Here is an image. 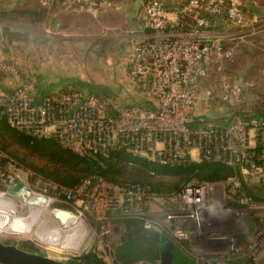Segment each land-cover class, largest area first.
Returning a JSON list of instances; mask_svg holds the SVG:
<instances>
[{
    "label": "built area",
    "instance_id": "2783aa9c",
    "mask_svg": "<svg viewBox=\"0 0 264 264\" xmlns=\"http://www.w3.org/2000/svg\"><path fill=\"white\" fill-rule=\"evenodd\" d=\"M41 4H59L68 14L86 13L95 19L118 9L114 0H41ZM141 22L149 36L131 44L128 71L132 83L143 90L147 104L122 107L111 96L78 89L42 94L36 79L31 78L13 92L0 94L9 125L36 138L55 140L84 157H107L114 150H124L165 166L186 161L221 162L239 168L244 179L264 183L262 119L245 114L231 122L216 123L201 122L203 116L197 117L200 89L210 64L232 60L234 50L226 43H239L263 32L262 20L245 11L244 0H185L174 9L150 0L143 7ZM10 71L19 80L17 70ZM215 94L210 98L226 107V116L231 117L230 109L243 101L245 89L224 77ZM208 101L207 109L211 106ZM16 178L12 172L11 182ZM43 187L48 194L43 197L67 206L55 210L79 220L86 215L108 221L139 219L147 230L166 233L180 245L188 243L191 256L199 242L209 246L207 241L212 240L215 252L211 255L217 260L205 264L247 257L238 253L234 228L225 234L217 232L224 229L216 220L218 216L207 224L212 234L201 237L206 211L222 207L224 215L248 213L257 233L256 222L264 224V203L238 196L242 183L236 176L216 183L193 180L170 197L116 186L102 177L88 179L76 189L47 181ZM234 202L239 208L231 206ZM158 208L164 213L161 218H156ZM112 252L111 260L116 262ZM223 253L227 254L224 260Z\"/></svg>",
    "mask_w": 264,
    "mask_h": 264
},
{
    "label": "rangeland",
    "instance_id": "374dc122",
    "mask_svg": "<svg viewBox=\"0 0 264 264\" xmlns=\"http://www.w3.org/2000/svg\"><path fill=\"white\" fill-rule=\"evenodd\" d=\"M159 1L166 5L162 0ZM251 1H257L259 4H262L263 0H244L245 9L247 11L252 9V16L262 20V9L260 7L252 8ZM263 39V34L261 32L258 35L249 37L248 41L245 40L239 43L228 41L226 43L228 48L234 50L233 59L222 60L210 64L208 76L203 80L200 89L197 117L200 118V116H203V119H201L203 121L207 119L216 123L229 122L226 116L228 113L226 107L219 104L216 99L210 98L216 95L215 91L218 88L219 82L224 77L244 85L245 100L239 110L242 113L246 112L245 114L251 115L250 112H253L258 101L263 100L264 96ZM248 47L253 48L254 51L248 52ZM114 48L115 46L107 44L99 49V52H15V50L12 49V52H4L5 50H2V46L0 48V71H4L6 76L0 81L8 91L13 92L22 83L31 78H35L37 87L41 90L39 84L40 78L45 76L50 78L51 76L53 77L55 73L59 72V74L70 77L71 80L75 81L76 85L71 89H78L87 93H90L87 90L92 89L94 91L93 93L111 96L122 107L147 104V98L143 94V90L136 87L130 79L127 69L129 52L126 49H122L121 52H112ZM251 55H253L254 58H251ZM11 68L17 70L20 75L19 80L14 78L10 71ZM253 77L257 79L256 82H248V79L253 80ZM81 83L86 85L82 86ZM67 89L69 88H66V90ZM210 91H213L211 96L209 95ZM3 93L4 91L1 94ZM207 100H209L208 102L211 105L209 109H207L206 106ZM224 118H226V120ZM12 172L18 176L13 182L10 180ZM248 178H245V181L249 182L251 185L258 184L257 181ZM44 181V179L34 175L30 171L21 169L19 166L15 168L14 163L9 164L8 168L4 170L0 169V193L17 200L23 205L24 208L20 215L24 217L29 214V207L33 204L31 201H35L36 203H34V205L43 208V202L32 195L40 194L42 196H48V194L44 192ZM160 205H162L161 202ZM64 206L65 205L58 202H52L49 209L51 214L48 213L44 220L47 222L45 229L48 232L57 229L60 232L62 241H67L71 231L67 233L65 229H71L73 227L75 215L65 214L55 210L67 207ZM163 215V210L158 208L156 211V218H161ZM216 216H218L216 220L219 221V225L222 226L221 228H224L223 230L218 229V233L225 234V232L234 228V230H231L232 232L235 231L234 235L237 234L245 237L244 243L240 244L238 252L241 254L240 256H251L255 258V261L259 264H264V224L259 226V222H256L255 226L259 227L257 233L255 227L250 225L251 221L249 220L250 215H248V213H239L238 216L236 214L224 215L222 207H213L209 211H206L203 216V220L206 223L202 230L201 237H203V235L207 236L212 234L207 224L212 222V219ZM121 220L123 219L110 218L108 221L107 219H102L95 215L84 216L80 219V222H82L81 230L84 234L82 237L80 236L81 238L69 242L71 243L69 247H63L62 244L54 245L46 240L39 239L36 234L30 236L4 230H0V242L8 245H15L19 248H21V242H29L38 249L37 254L68 264L73 258L79 257L89 251H97L107 258L106 260L109 264H116V262L111 260V256L113 253L112 251H115L123 240L119 225V221ZM247 224L251 231L248 230ZM82 232L77 231L78 234ZM165 235L168 234L165 233ZM211 243L212 240H208L207 244L210 245L203 246L202 243L199 242L198 249L195 250V254L193 253L194 255H192V257L197 260H203V262L207 260H217L215 256L211 255L215 252V249L211 247ZM109 249H111V251ZM226 255L227 254L223 256V260ZM237 257H235L236 259L233 261H239V259H241ZM219 259H221V257H219ZM136 264H146V262Z\"/></svg>",
    "mask_w": 264,
    "mask_h": 264
},
{
    "label": "trees",
    "instance_id": "16d2710c",
    "mask_svg": "<svg viewBox=\"0 0 264 264\" xmlns=\"http://www.w3.org/2000/svg\"><path fill=\"white\" fill-rule=\"evenodd\" d=\"M58 6L60 5L58 4ZM245 11L247 10L245 9ZM247 51L252 52L254 49L248 47ZM250 57L254 58L253 55ZM4 76H6L5 72L0 71V80ZM256 80L253 77V80L248 79V82L254 83ZM1 91H4V94L11 92L0 81ZM244 100L245 96L238 106L230 109L231 117H227L229 122L237 116L245 115L246 112L242 113L239 110ZM250 114L264 121V96ZM224 119L226 120V118ZM199 121L202 122L203 120ZM205 121L209 120L205 119ZM11 163L17 164L22 169L32 172L45 181L70 189L78 188L88 179L102 177L113 185L141 188L159 197H170L193 180L216 183L225 182L236 176L242 183V189L238 192V196H247L254 202L264 203V183L251 185L245 181L239 168L234 169L214 161L202 163L186 161L180 165L165 166L135 157L124 150H114L107 157L100 156L95 159L80 156L55 140L36 138L12 128L0 105V169L8 168ZM31 203L36 202L31 201ZM231 206L239 208L236 202L232 203ZM119 225L123 240L121 245L115 249L116 264H136L139 262L162 264L161 255L167 242L174 245L175 264H205L204 262H197L188 254V243L185 242L180 245L165 234L147 230L143 221L139 219H123L119 221ZM235 236L239 244L244 243V236L237 234ZM20 245L22 249L28 252L37 253L38 251L29 242H21ZM106 259L100 252L89 251L73 258L69 264H109ZM225 264L259 263L248 256L242 257L239 261H227Z\"/></svg>",
    "mask_w": 264,
    "mask_h": 264
},
{
    "label": "crops",
    "instance_id": "0c3cea01",
    "mask_svg": "<svg viewBox=\"0 0 264 264\" xmlns=\"http://www.w3.org/2000/svg\"><path fill=\"white\" fill-rule=\"evenodd\" d=\"M148 1L114 0L118 9L95 19L86 13L68 14L58 5L44 7L41 0H0V46L4 52H99L104 45L110 44L115 46L112 52H121L122 49L130 52L133 42L149 36L141 22L142 10ZM162 1L169 9L185 2ZM251 5L262 9L264 23V0L262 4L251 1ZM248 12L253 14L252 9ZM262 34L264 38V31ZM39 84L42 94L71 89L76 85L74 80L59 72L50 78H40ZM87 91L94 92L92 89Z\"/></svg>",
    "mask_w": 264,
    "mask_h": 264
},
{
    "label": "bare ground",
    "instance_id": "6f19581e",
    "mask_svg": "<svg viewBox=\"0 0 264 264\" xmlns=\"http://www.w3.org/2000/svg\"><path fill=\"white\" fill-rule=\"evenodd\" d=\"M39 195L35 194L32 196L43 202V208L41 206L31 204L29 207L30 211L28 216L24 217L20 215L24 206L21 205L17 200L9 198L0 193V230L16 232L30 236L32 234H36L38 235L39 239L46 240L54 245L62 244L63 247H69L71 244L69 242L73 241L74 239L77 240L83 236L84 233L81 230L82 222H80L77 216L74 217L75 219L73 227L71 229H65L67 233L71 231L67 241H62L60 232L57 229L48 232L45 229L47 222L44 219L48 213L51 214V211L49 210L51 201ZM77 231L82 233L78 234Z\"/></svg>",
    "mask_w": 264,
    "mask_h": 264
},
{
    "label": "water",
    "instance_id": "95a60500",
    "mask_svg": "<svg viewBox=\"0 0 264 264\" xmlns=\"http://www.w3.org/2000/svg\"><path fill=\"white\" fill-rule=\"evenodd\" d=\"M174 245L167 242L161 255L162 264L174 263ZM0 264H68L37 253L28 252L15 245L0 242Z\"/></svg>",
    "mask_w": 264,
    "mask_h": 264
}]
</instances>
